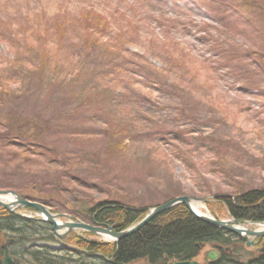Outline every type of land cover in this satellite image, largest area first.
Wrapping results in <instances>:
<instances>
[{"label":"rangeland","instance_id":"1","mask_svg":"<svg viewBox=\"0 0 264 264\" xmlns=\"http://www.w3.org/2000/svg\"><path fill=\"white\" fill-rule=\"evenodd\" d=\"M263 30L264 0H0V134L33 120L56 126L26 137L55 148L53 158L20 155L16 137L9 147L0 140V190L33 198L41 189L64 221L90 223L85 211L98 202L148 213L180 196L205 198L196 204L205 214L232 219L207 202L264 189V74L227 55L263 48ZM42 77L49 83L39 90ZM11 248L18 254L17 244ZM244 248V260L259 250Z\"/></svg>","mask_w":264,"mask_h":264},{"label":"trees","instance_id":"2","mask_svg":"<svg viewBox=\"0 0 264 264\" xmlns=\"http://www.w3.org/2000/svg\"><path fill=\"white\" fill-rule=\"evenodd\" d=\"M256 33L260 34L262 31L258 30ZM246 49L248 50H232L227 57L230 60L235 59V62L239 64L240 61H244L248 66V71L264 74V47L258 49L247 47ZM239 54L243 57L240 58ZM234 67L237 71L233 72L240 76L242 71H245L243 66L236 64ZM39 70L42 73L45 71L42 67H39ZM240 82L249 84L247 79L245 83L243 80ZM48 83L42 77L37 78L34 85L41 90L42 87L48 86ZM0 96L2 97L0 100L4 99L2 93ZM44 123L41 125L39 121L33 120L27 128H24L25 125L11 127L12 130L17 127L14 135L10 131L1 132L0 140L3 143L1 146L9 147L12 143H16L12 141L16 137V140H20V146L17 147L20 148L17 151L20 155L33 152L53 158L56 156L55 148L49 147L47 143L35 145L26 139L29 133H35L38 137L46 136L56 129V126H52L50 118ZM36 146H40L41 149ZM34 183L35 186H40L39 182ZM20 190L15 191L18 193ZM40 191L37 197H24L50 205L52 196ZM213 198L215 201L207 202L211 210L215 205L211 202H216L227 209L231 218L264 223L263 188L239 189L234 193L214 195ZM147 209L131 207L114 201H103L87 208L84 216L89 219L90 223L101 226L110 225L115 231H120L140 221L147 213ZM42 222L44 221L19 216L0 206V239L12 235L13 245L17 244L19 251V255L15 253L19 264L21 261H25L26 264H90L86 259L92 256L95 257L92 264H134L141 260H146L149 264H168L171 261L193 260L199 256L206 245L217 249L220 256L215 261H207L203 264H264V237L257 239L256 244L259 250L256 255L244 260L242 257L244 245H246L244 238L196 217L183 203L158 214L138 231L117 242L89 240L85 234L79 236L72 233L73 237L68 236L62 243L58 241L62 245V252L68 255L73 253L71 257H64V255L49 251L51 249L47 244L50 242L53 244L57 240L50 231L44 232L48 234L47 237L41 233ZM44 228L49 230L51 226L47 224ZM42 237L43 239L46 237L44 247L39 243Z\"/></svg>","mask_w":264,"mask_h":264},{"label":"water","instance_id":"3","mask_svg":"<svg viewBox=\"0 0 264 264\" xmlns=\"http://www.w3.org/2000/svg\"><path fill=\"white\" fill-rule=\"evenodd\" d=\"M4 196H13L15 201L12 203H6V197ZM205 198L199 197H190V196H180L174 199H171L163 204L157 205L150 209V211L136 224H133L123 230L115 231L110 225L108 226H99L93 225L91 223H86L80 221L78 219H71L69 221H61L60 218L63 215L52 213L49 208L43 204L29 201L21 196H19L15 191L11 190H0V206L17 214V209L19 207H32L38 212H40L45 221L52 225V230L54 236L57 238H64L68 233L75 231H87L94 233L96 235L102 236L108 240L119 241L124 237L138 231L145 224H147L150 220H152L155 216L160 213H163L173 206L183 203L187 206V208L198 218L215 225L217 227L227 229L232 233L243 237L247 240L248 245H252L254 241H250L251 237H262L264 236V229H252L247 227L248 225H257L258 223H253L247 220H239V219H230V220H222L214 218L213 216L207 215L204 212H198L193 208V204H197L199 202H204ZM17 203V204H15ZM60 220V221H58ZM204 261L208 260H217L219 258V252L215 249H210L205 251L204 253ZM6 263L5 264H14V262L10 259L8 255V250L6 249ZM168 264H201L198 260L193 261H174L169 262Z\"/></svg>","mask_w":264,"mask_h":264},{"label":"flooded vegetation","instance_id":"4","mask_svg":"<svg viewBox=\"0 0 264 264\" xmlns=\"http://www.w3.org/2000/svg\"><path fill=\"white\" fill-rule=\"evenodd\" d=\"M10 239H11V237H7V236L0 239V249H1L0 259L2 260L5 258V251H6L5 246H7L10 254L12 255V258L15 259L16 264H19L17 256L14 255L15 253L13 252V250L11 248L13 246L14 241L11 242Z\"/></svg>","mask_w":264,"mask_h":264},{"label":"bare ground","instance_id":"5","mask_svg":"<svg viewBox=\"0 0 264 264\" xmlns=\"http://www.w3.org/2000/svg\"><path fill=\"white\" fill-rule=\"evenodd\" d=\"M4 197H6V199L5 200H3V201H5L6 203H12V201H15V198L13 197V196H4ZM15 204H17V203H15ZM193 205H195V206H193V208L196 210V211H198V212H203L202 211V209H201V206L200 205H196V204H193ZM17 209V208H16ZM34 213H36V212H34ZM39 215H40V217H43L42 216V214L40 213V212H37ZM58 221H60V220H58ZM58 240H59V238H57V242H55V243H58ZM6 257H7V255L5 256V258L4 259H0V264H5L6 263ZM11 259V258H10Z\"/></svg>","mask_w":264,"mask_h":264}]
</instances>
